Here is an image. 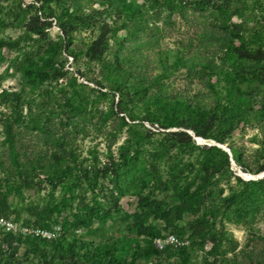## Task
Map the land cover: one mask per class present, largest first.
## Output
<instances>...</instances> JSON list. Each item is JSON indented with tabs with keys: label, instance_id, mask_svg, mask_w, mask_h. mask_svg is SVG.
Returning <instances> with one entry per match:
<instances>
[{
	"label": "rangeland",
	"instance_id": "1",
	"mask_svg": "<svg viewBox=\"0 0 264 264\" xmlns=\"http://www.w3.org/2000/svg\"><path fill=\"white\" fill-rule=\"evenodd\" d=\"M202 2L205 14L187 8L182 0H0V43L12 46L0 47V72L8 67L0 88L22 90V113L30 110L21 123V141L46 148L50 146L44 140L51 136L64 141L66 149L80 150L81 156L94 147L101 164L110 140L115 162L125 160L117 175L87 167L74 173L61 156L30 181L1 179L0 217L12 225L13 259H33L32 251L48 249L47 241L62 234L97 243L99 230L101 239L116 242L119 264H264L261 220L254 222L255 232L247 233L220 216L221 204L212 215L216 225L223 221V234L209 242L205 234L192 232L194 214L180 210L186 202L179 192L195 184V169L208 156L203 146L225 154L226 163L219 155L209 157L217 164L220 195L228 186L235 191L243 187L235 176L245 182L264 176V171L255 173L264 156V119L258 108V101L264 102V83L258 82V75L264 76V60L224 55L210 34L203 36L210 21L217 20L213 27L221 28L232 22L252 39L253 48L264 49V0ZM30 17L51 21L43 40L35 41L25 32ZM65 21L76 25L67 44L59 30ZM102 26L109 29L110 38L103 63L87 61L85 47ZM118 38L123 39L121 47ZM118 47L125 59L120 72L112 68ZM180 55L189 61L196 55L199 62L215 58L221 71L210 78L206 72H189L191 67L172 64ZM43 61L62 64L65 74L59 85L35 79L37 71L49 67ZM22 63L30 73L27 78L15 68ZM115 83L121 86L119 92ZM134 90L138 92L132 94ZM63 93H71L74 102L67 104ZM118 107L122 112L115 114ZM202 115L204 136H195L187 125ZM172 121L182 126L173 127ZM161 123L166 128H159ZM176 129L190 134L191 141L178 143L167 135ZM141 206L149 208V241L131 227ZM94 207L101 222L93 219L87 227L76 226V219ZM32 213L44 218L40 226L33 225ZM25 227L45 230L51 237L35 236L33 241L19 232ZM73 259L89 264L79 256Z\"/></svg>",
	"mask_w": 264,
	"mask_h": 264
},
{
	"label": "trees",
	"instance_id": "2",
	"mask_svg": "<svg viewBox=\"0 0 264 264\" xmlns=\"http://www.w3.org/2000/svg\"><path fill=\"white\" fill-rule=\"evenodd\" d=\"M192 11H199L205 14V3L202 0H182ZM183 10V9H182ZM225 11L219 13L218 17L223 16ZM217 20L210 21L209 28L205 29L204 37L210 34L212 42L219 47L223 54L232 52L235 58L249 60L252 62H259L264 60V49L261 46L253 48L252 39L246 38L245 32H240L236 28V24L229 22L226 27H213ZM51 25V21L45 18L42 21H38L36 18L30 17L24 23V30L29 38L40 41L45 38V29ZM66 26V27H65ZM75 23L65 21L59 23V30L62 34V40L65 44L69 42V33L74 29ZM35 35L33 38L31 36ZM247 39V42H245ZM118 45H123V39H117ZM236 41L238 42L236 44ZM110 42L109 29L100 27L96 36L90 41L85 47L84 56L87 61L102 62V55L107 49ZM235 43V44H234ZM246 43V45H245ZM64 44V47H65ZM12 47L10 44L5 42L0 43V47ZM63 47V48H64ZM120 47H118L114 57L112 68L114 71L120 72L122 70V62L124 63V55L120 54ZM74 56V55H73ZM74 58V57H73ZM198 57L194 55V59L189 61L184 55L174 56L172 61L173 65L178 67H187L191 70L189 72L202 73L206 72L210 78L213 74H217L221 71V65L216 63L215 58H204L202 62L197 61ZM164 59H167L165 56ZM47 62L48 68L37 71L34 76L38 82H44L48 85L58 84L56 83L61 79L65 71L62 69V64L54 63L51 61ZM164 62V61H163ZM19 64L15 67L22 77H26L30 74L25 68V64ZM34 65H37L35 62ZM7 66L0 72V83L5 76H7ZM122 77H126L123 74ZM207 77V78H208ZM208 78V79H209ZM25 82V79L23 80ZM96 84H99L95 81ZM258 82L264 83V76L258 75ZM124 84V83H123ZM208 84V83H207ZM100 90L102 87L97 85ZM209 87L212 85L208 84ZM115 90L119 92L121 86L115 83ZM22 91V90H21ZM18 90H8L0 88V105L3 110H0V146L3 148V152L0 155V182L1 179H7L10 177L15 178L16 182L30 181L32 177L38 176L39 173L45 172L51 162L57 161L61 156H64L69 165V172H86V167L95 171L99 169L103 174H116L119 169L123 167L125 162L121 159L119 162H115L111 152L109 150L110 140L106 145L105 160L102 161L98 157L97 151L94 147L91 150H87L85 155L81 156L80 150L66 149L63 146V142L59 141L58 138L49 136V140H44L50 147L39 148L36 145L28 147V141L23 139L21 141L20 136L22 131L21 123L27 121L30 116V110L28 109L27 114L22 113V94ZM138 91H132V94ZM121 96V94H120ZM64 101L67 104L73 103L74 99L71 93H63ZM121 98V97H120ZM82 100V99H81ZM258 108L260 116L264 119V102L260 99L258 101ZM116 113H121L122 109L118 107ZM203 115L199 116L193 121L192 125H187L195 136H204L202 124ZM173 127L182 126L179 121H172ZM165 123H161L159 128H166ZM48 132V131H47ZM168 136L175 139L178 143H187L191 141L190 134L183 130H173L166 132ZM112 136H114L112 134ZM221 140V139H219ZM23 142V143H21ZM23 144L16 147V144ZM208 156H205L197 166L194 172L195 184L184 187L180 192L179 196L183 204L181 211H190L193 215L191 219L192 232L195 234H205L209 242H215L216 234H223L222 228L224 227L223 221L220 219L218 225H216L215 218L212 212L218 208L219 205H223L220 216L230 220L235 224L241 225L247 233L252 234L255 223L257 220L264 222V176L260 177L255 181H243L238 176L234 179L237 183L243 187L239 191H235L233 187H226L228 192L224 195H220L219 189L217 188L218 179L215 175L217 170V164L211 161L209 157L219 155L223 158L226 163L225 154L217 147L214 146H203ZM261 161L258 164V168L255 173L264 171V156L260 155ZM87 163V165L85 164ZM224 163V164H225ZM110 165V166H109ZM226 166V164H225ZM224 166V167H225ZM245 168L242 167V170ZM29 175V179L26 180L25 175ZM34 217L32 223L34 226H40L44 218L37 215L36 213L30 214ZM149 215V208L147 206H141L137 213L132 217L131 227L134 229L136 236H142L146 240H150L153 236L152 229L147 224V218ZM234 217L230 219V217ZM100 214L97 209L90 208L85 214L78 217L75 221L76 226L87 227L90 222L95 219L101 222ZM256 220V221H255ZM97 233V243L93 241H76L71 236L68 237L66 234H62L55 239L47 241L48 249L35 250L30 253L33 259H13L14 249L10 250V245L15 242L13 236L10 233L0 234V264H78L75 256H79L83 262H89V264H119L115 257L117 250V244L115 241H108L101 239L103 236ZM27 237L28 234H25ZM31 239L35 241L37 237L30 235ZM100 238V239H99ZM264 241V235L260 237ZM16 243V242H15ZM26 252V256H28ZM35 258V259H34ZM67 258V259H64ZM93 258V259H92ZM161 259H158V263ZM228 262V261H226ZM225 262V263H226ZM82 264V263H80ZM236 264V263H233Z\"/></svg>",
	"mask_w": 264,
	"mask_h": 264
},
{
	"label": "built area",
	"instance_id": "3",
	"mask_svg": "<svg viewBox=\"0 0 264 264\" xmlns=\"http://www.w3.org/2000/svg\"><path fill=\"white\" fill-rule=\"evenodd\" d=\"M0 226H1V230L4 233H9V231L12 229L11 223H9L3 217H0ZM19 232H21L23 235L28 234V235H33V236H40V237L47 238V239L51 237L50 233H48L45 230H39V229H27L25 227V228L20 229ZM168 239H171V235L168 237ZM13 244H15V242H13Z\"/></svg>",
	"mask_w": 264,
	"mask_h": 264
},
{
	"label": "bare ground",
	"instance_id": "4",
	"mask_svg": "<svg viewBox=\"0 0 264 264\" xmlns=\"http://www.w3.org/2000/svg\"><path fill=\"white\" fill-rule=\"evenodd\" d=\"M240 175H243V176H247L246 174L242 173V172H238Z\"/></svg>",
	"mask_w": 264,
	"mask_h": 264
},
{
	"label": "water",
	"instance_id": "5",
	"mask_svg": "<svg viewBox=\"0 0 264 264\" xmlns=\"http://www.w3.org/2000/svg\"><path fill=\"white\" fill-rule=\"evenodd\" d=\"M239 174V173H238ZM260 178V177H259Z\"/></svg>",
	"mask_w": 264,
	"mask_h": 264
}]
</instances>
